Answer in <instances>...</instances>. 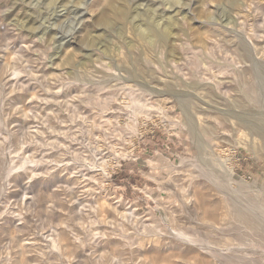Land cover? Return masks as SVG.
<instances>
[{
    "label": "rangeland",
    "instance_id": "obj_1",
    "mask_svg": "<svg viewBox=\"0 0 264 264\" xmlns=\"http://www.w3.org/2000/svg\"><path fill=\"white\" fill-rule=\"evenodd\" d=\"M176 2L125 0L127 19L106 26L108 0H0V264H264V231L225 214L219 190L182 163L199 147L179 101L213 81L217 57L232 85L237 30L264 48V0ZM170 10L175 34L152 49L153 74L129 76L120 59L144 54L137 13L163 22ZM136 81L153 93L133 98ZM207 151L264 200L263 140L227 128ZM178 224L243 249L211 256L169 235Z\"/></svg>",
    "mask_w": 264,
    "mask_h": 264
},
{
    "label": "bare ground",
    "instance_id": "obj_2",
    "mask_svg": "<svg viewBox=\"0 0 264 264\" xmlns=\"http://www.w3.org/2000/svg\"><path fill=\"white\" fill-rule=\"evenodd\" d=\"M168 1L169 4L173 5L176 2V0ZM234 2L235 0H232V3ZM106 11L107 14L101 16V22L106 26L114 25L116 19H127L128 9L125 5V0H108ZM172 12V10L169 11L163 22H155L150 16L151 14L149 15L147 12L137 13L136 16H138V19L131 27L140 41L144 54L136 57L124 56L120 59V64L129 76L133 78L138 77L143 80L142 78L153 74V68H150V64L157 60H154L151 55L152 49L155 48L156 44L163 47L175 34L174 28L178 21L175 17V13ZM228 41H232L233 49L231 51H233L236 58L231 66L233 75L231 79L233 81L232 85L223 84L226 78L220 75L225 74L223 72L225 64L217 57L212 60L213 63L210 68L213 72V81H211V83L205 80L204 82L206 83H203L197 79L192 83L195 88L194 94H178L181 107L185 113V122L191 131L195 143L199 147V153L196 156L185 158L182 160V163H193L197 167L196 171L203 173L210 183L219 190L223 197L221 208L224 209L223 212H225V214L228 212L231 215L235 213L238 215L241 213L246 216L250 215L253 219L252 224L264 231V200L261 201L260 194H257L256 189L247 192L245 188H250L252 185L243 180L240 184H235V181L233 182L231 180L230 169L218 165L214 157L212 158L207 151L209 142L213 139L220 138L222 131L227 130V128H235L243 138L248 139L250 145L253 144L254 146V143L259 140H263L264 145V48H260L258 42L255 41L248 32L244 33L241 30H237L235 34L233 33ZM231 51H229L230 54ZM226 65L228 66V64ZM144 82L147 83V81H136L135 84L125 83V87L133 94L132 97H135L136 100H142L143 98L141 96L143 94L153 93L152 88L149 89L150 87H147ZM153 88V91L157 92L156 95L158 96V89H155L156 87ZM144 103L145 101L141 102V104ZM192 109L195 110L192 111ZM130 113H128V115ZM128 115L126 113V116ZM202 115L213 118L214 122L208 121L207 118H204ZM241 187H243V189H241ZM229 224L227 223L228 226ZM227 225L226 227H228ZM177 226L176 228L172 225L170 227L168 226V234L180 241L203 248L205 252L210 253L211 256L219 255L221 258L227 259V257L231 256V253L236 251H239L240 255V250L243 249L242 245L231 243L232 240L230 237L223 236L219 240L210 238L208 235L210 230L206 229V231H204L206 232L204 236L196 238L194 235L195 232H189L183 226H179V224ZM229 227H231V225ZM209 234H211V232ZM262 241L264 242V239ZM248 246L250 247V245ZM245 249L248 250V248ZM243 253L241 254L242 256L244 255ZM262 253L264 254V252Z\"/></svg>",
    "mask_w": 264,
    "mask_h": 264
}]
</instances>
